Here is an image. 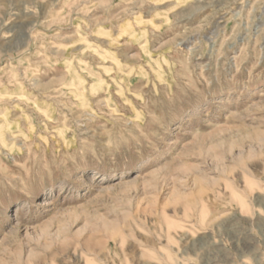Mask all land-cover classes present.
Masks as SVG:
<instances>
[{"label":"rangeland","instance_id":"1","mask_svg":"<svg viewBox=\"0 0 264 264\" xmlns=\"http://www.w3.org/2000/svg\"><path fill=\"white\" fill-rule=\"evenodd\" d=\"M0 264H264V0H0Z\"/></svg>","mask_w":264,"mask_h":264},{"label":"bare ground","instance_id":"2","mask_svg":"<svg viewBox=\"0 0 264 264\" xmlns=\"http://www.w3.org/2000/svg\"><path fill=\"white\" fill-rule=\"evenodd\" d=\"M77 85H78V83H77Z\"/></svg>","mask_w":264,"mask_h":264}]
</instances>
